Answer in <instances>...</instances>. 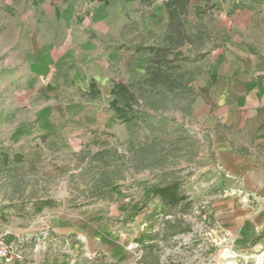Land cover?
Listing matches in <instances>:
<instances>
[{
	"label": "rangeland",
	"instance_id": "1",
	"mask_svg": "<svg viewBox=\"0 0 264 264\" xmlns=\"http://www.w3.org/2000/svg\"><path fill=\"white\" fill-rule=\"evenodd\" d=\"M165 1L153 0L149 5L139 0H0V76L5 60L11 57L15 62L9 66L17 68V53L25 48L27 41L32 42L34 36L37 35L41 43H45L44 40L48 42L42 39L45 32L49 33L51 40L58 39L60 32L55 27L57 23L61 27L65 25L66 17L71 18L70 30L83 28L97 48L114 52L122 45L156 44L168 25ZM231 1L219 2L220 8L198 22L193 6L203 2L191 0L187 27L196 35V45L193 49L187 47L184 54L198 61L184 67L190 73L182 92L169 94L162 90L149 91L145 101L141 94L143 90L148 91L149 86L137 91L132 84L142 79L147 59L132 56V52L126 48L118 52L119 61L110 64L104 75L99 77L105 78L106 83L103 80L90 82L91 92L87 99L99 100L101 109L115 116L113 122L110 124L106 119V136L100 137L99 147L86 150L77 157L81 162L75 168L77 172L70 174L64 185L59 183L63 176L52 184L58 187L55 199L36 200L35 196H30L14 207L13 214L17 218L13 219L11 226L23 231L32 227L30 232L20 235H1L0 232V240L15 245L24 255L23 261L15 264H29V260L30 264H51L50 259L55 258L53 261H56L59 257H63L68 264H123L120 260H111L97 244L98 247L87 256L83 255L82 250L79 253L76 249L71 250L67 246L69 238L55 236L49 227L51 214L45 212L49 208L57 210L65 206L80 209L87 204L98 203L93 198L107 195L109 199L104 201L106 206L103 210L109 211L108 207L118 200V196L127 207L125 213L120 215L123 219H119V222L123 225L115 231L114 243L126 242L123 234L137 233L135 241L132 239L126 243L127 247L132 245V258L128 264H230L231 260L234 264H264V261L258 263L253 255L248 260H237V257L227 255L223 232L209 221L210 197L216 190L207 184L213 176L209 178L207 172L197 173L209 163L210 157L207 160L204 153L210 150V145L205 138L204 142L199 138L200 122L194 118L193 111L197 97L194 84L198 81L199 72L211 64L212 53H217L227 44L229 23L234 16L229 15ZM71 3L78 4L74 6ZM68 29L65 30L66 35H69ZM256 31L261 30L257 28ZM201 34L203 37L199 40L197 36ZM257 42L264 44V39L257 40L256 45ZM6 82L7 78L0 79V114L11 107L13 95L18 96L22 92L16 86L14 94L11 93L9 88L4 87ZM119 84L128 87L120 89ZM115 91L118 97L121 96L120 101L113 94ZM129 91L131 95L127 94ZM133 113L138 118L134 122H127V117ZM17 120L15 117L0 135V201L17 199L24 189L38 190L45 181L41 180L40 175L34 176L31 170H24L21 166L25 150L36 141L30 142L26 136V142L22 144V137L12 136L17 127L22 126L17 125ZM5 132L7 134L3 135ZM176 181L180 182L178 195L184 196V201L175 206H166L154 196L160 200L158 204L164 205L157 213L158 221L156 218L154 222L151 221L147 231H143L141 226L133 229L127 227L126 218L132 214V219L138 217L140 221L146 220L147 209L155 204L153 198H149V186H168ZM64 194L68 197L62 199ZM39 202L43 204L37 211ZM3 207L7 208V204ZM96 209L101 208L98 206ZM0 213L1 219L5 220V213ZM204 213L208 215V220H204ZM94 214L91 212L90 218L96 230L115 224L114 220L107 224L104 221L109 217V212ZM10 220H6L8 226ZM32 235L27 246L26 238ZM0 264L3 262L0 261Z\"/></svg>",
	"mask_w": 264,
	"mask_h": 264
},
{
	"label": "crops",
	"instance_id": "2",
	"mask_svg": "<svg viewBox=\"0 0 264 264\" xmlns=\"http://www.w3.org/2000/svg\"><path fill=\"white\" fill-rule=\"evenodd\" d=\"M239 2H243L245 8L232 14L226 46L212 53L211 64L199 72L194 84L197 97L193 111L194 118L200 122L199 138L201 142L205 138L210 145V150L204 153L207 160L210 157L209 163L197 173L207 172L209 178L213 176L207 184L216 190L210 197V221L223 232L227 255L237 257V260H248L253 255L260 263L264 261V44L257 42L256 45V41L264 39V0H232L230 4ZM78 3L71 4L76 6ZM70 19L66 17L67 23L62 27L57 23L58 39L51 40L45 32L42 39L48 42L41 43L37 35L32 42L27 41L25 48L16 55L17 68L9 66L15 62L12 57L1 67L0 79L7 78L4 87L14 94V88L18 86L22 92L18 96L14 94L11 107L1 112L0 135L17 117V125L22 126L17 127L12 136L22 137V144H25L26 136L30 142L36 141L25 150L21 166L45 180L38 190L24 189L17 199L0 201V212L6 215L4 220L0 213V222L5 224H0L1 235L30 232L32 227L23 231L11 226L17 218L13 214L14 207L30 196H35L36 200L55 199L58 187L52 184L63 176L59 183L64 185L70 174L77 172L75 168L81 163L77 157L86 150L99 147L100 137L106 136V119L111 124L115 117L101 109L99 100H88L87 95L93 80L106 83L105 78L99 77L110 64L119 61L117 54L124 49L113 52L97 48L83 28L70 30ZM257 28L261 30L258 33ZM66 29L70 31L69 35H66ZM97 86L103 92L98 83ZM153 188H147L151 190L149 198H153L155 204L147 209L146 220L132 219L131 214L126 218L127 227L141 226L147 231L151 221L155 218L158 221L157 213L164 205L158 204L160 200L154 197ZM65 197L68 196H61L62 199ZM119 198L108 207L109 211L103 210L109 195L93 198L98 203L80 209L70 206L57 210L49 208V211L45 210L51 214L49 227L55 236L69 238L67 246L76 249L77 253L82 250L87 256L98 247L97 244L114 262L120 260V263L128 264L132 258V245L127 247L126 243L135 241L137 233H122L126 242L114 243L115 231L123 225L119 222L123 219L120 215L127 208ZM6 204L7 208L3 207ZM98 206L101 209H96ZM91 212H95L94 216L96 212H109L104 221L107 224L114 220L115 224L96 230ZM7 219L8 222L11 219L9 226ZM32 238L33 235L26 238L27 246ZM54 259L49 262L69 263L63 257ZM230 264H234L233 260Z\"/></svg>",
	"mask_w": 264,
	"mask_h": 264
},
{
	"label": "trees",
	"instance_id": "3",
	"mask_svg": "<svg viewBox=\"0 0 264 264\" xmlns=\"http://www.w3.org/2000/svg\"><path fill=\"white\" fill-rule=\"evenodd\" d=\"M142 3L151 5L153 0H139ZM203 4H198L194 7V14L198 22L204 21L212 13L220 8L219 2L223 0H201ZM191 0H166L164 3L166 14L168 17V25L164 33L159 38V42L156 44L140 43L133 47H126L122 45L118 49H125L132 52L133 55L145 56L147 61L145 62V74L142 79H138L135 84L137 91H141L143 86H149L148 91L143 90L141 97L145 99L147 92L149 93L156 90H162L169 94L179 93L186 87L187 76L189 71H185L184 67L188 64H193L198 59H191L184 54V50L187 47L192 49L196 45V35H193L188 30L187 24L191 14ZM243 2L234 3L229 11V15L234 14L237 10L244 9ZM199 37V38H198ZM202 34L197 36L199 40L202 39ZM120 89L128 86L125 84H119ZM118 87V88H119ZM115 91L113 94L118 95ZM131 95L129 91L127 93ZM118 101L121 98L118 97ZM122 100V99H121ZM123 101V100H122ZM146 101V99H145ZM115 105V103H114ZM122 115V113H120ZM120 115V116H121ZM119 116V115H118ZM124 117V116H122ZM133 115L127 117V122H134ZM179 180V179H178ZM179 185L180 182L176 181L170 183L168 186L156 185L154 186V196L161 199L166 206H175L184 201L185 197H179ZM43 202H39L36 210L39 211L40 205ZM190 207V205H188ZM187 206V208H188Z\"/></svg>",
	"mask_w": 264,
	"mask_h": 264
},
{
	"label": "built area",
	"instance_id": "4",
	"mask_svg": "<svg viewBox=\"0 0 264 264\" xmlns=\"http://www.w3.org/2000/svg\"><path fill=\"white\" fill-rule=\"evenodd\" d=\"M203 218L204 220L209 219L208 215L205 213L203 214ZM23 259L24 255L19 248L15 247V245L8 244L4 240H0V261L3 262V264L21 263Z\"/></svg>",
	"mask_w": 264,
	"mask_h": 264
}]
</instances>
